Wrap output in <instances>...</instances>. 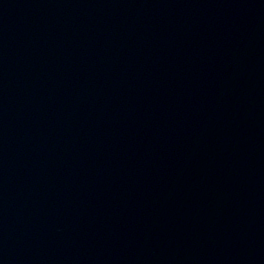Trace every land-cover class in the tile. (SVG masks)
<instances>
[{
	"label": "water",
	"instance_id": "1",
	"mask_svg": "<svg viewBox=\"0 0 264 264\" xmlns=\"http://www.w3.org/2000/svg\"><path fill=\"white\" fill-rule=\"evenodd\" d=\"M0 264H264V0H0Z\"/></svg>",
	"mask_w": 264,
	"mask_h": 264
}]
</instances>
